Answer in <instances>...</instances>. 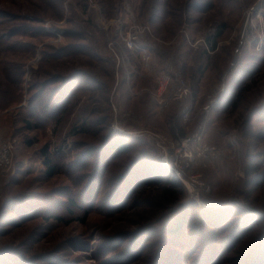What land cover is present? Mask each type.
I'll list each match as a JSON object with an SVG mask.
<instances>
[{
  "label": "rangeland",
  "instance_id": "rangeland-1",
  "mask_svg": "<svg viewBox=\"0 0 264 264\" xmlns=\"http://www.w3.org/2000/svg\"><path fill=\"white\" fill-rule=\"evenodd\" d=\"M117 19L123 32L149 27L147 67L124 47L117 64ZM165 67L190 96L159 110ZM114 109L135 116L127 130H200L219 150L190 169L204 189L195 198L183 186L199 207L180 235L162 224L188 196L159 202L147 136L111 152ZM0 132L14 145L0 175V264H264V0H0Z\"/></svg>",
  "mask_w": 264,
  "mask_h": 264
},
{
  "label": "built area",
  "instance_id": "built-area-1",
  "mask_svg": "<svg viewBox=\"0 0 264 264\" xmlns=\"http://www.w3.org/2000/svg\"><path fill=\"white\" fill-rule=\"evenodd\" d=\"M116 38L108 44L109 50L116 58L117 64L120 61H128L126 51H139L141 53L144 65L148 66V51L139 46V40L150 33L149 27L132 21L125 31H122L123 22L120 19L115 20ZM125 26V25H124ZM121 42H118L119 39ZM127 50H123L122 48ZM169 66V63H166ZM168 67L162 73L158 85L153 94V99L159 110H163L170 102H182L190 96V90L186 81L178 74L173 79ZM219 88L216 87V90ZM211 100L203 110L208 112L211 106ZM189 109H185L181 115L183 121H189ZM115 117L112 127L115 132L122 133L126 136H147L152 146L158 153L160 161L169 168L179 183L187 191L198 197V191L204 189V183L199 173L190 171L191 167L198 163L205 164L219 156V150L215 146L208 145L202 140V132L197 130L192 135L185 137H176L173 139L166 138L163 134L149 130H127L121 124L134 119L130 113L117 114L114 109ZM13 141L11 138L4 136L0 132V175H10L13 169ZM205 190H208L205 188Z\"/></svg>",
  "mask_w": 264,
  "mask_h": 264
},
{
  "label": "trees",
  "instance_id": "trees-1",
  "mask_svg": "<svg viewBox=\"0 0 264 264\" xmlns=\"http://www.w3.org/2000/svg\"><path fill=\"white\" fill-rule=\"evenodd\" d=\"M58 8H59V6H58ZM220 35H221V30L216 29L214 34L208 38V43L211 47V50H214L216 48V41L220 37ZM138 44L142 48L148 50L150 55L152 53L151 51H153V49H156L153 42H150L146 39L144 40L143 38L139 40ZM151 84H154V80H153V82H151ZM6 103H7V101H6ZM6 103H4V104H6ZM26 126L29 128L30 124L28 122H26ZM79 130H82V129L78 128L75 131H79ZM192 134L193 133H191L189 135H192ZM122 135L123 134H119L118 132L111 131L109 136H108V140L104 141L105 144L109 145V149L111 150L112 153H114V155L127 152L129 150L128 149L129 145H131L133 143L132 141H130L128 139H124L125 135H123L124 137ZM173 135L175 136L174 138L185 137V136H183V133H181V131H179L178 128L173 129ZM186 136H188V135H186ZM144 149L145 150L143 152H141L142 153L141 155H143L144 157L148 156V158L152 159L153 161H156L158 163V165L161 166L160 167L161 170L158 172L155 171V173H154V177L156 179V182L159 185V188L157 190V198H158V200H161L159 202L162 203V205H164L165 207H168V205L172 204V201L175 199L174 196L179 194L178 191H183V190L189 198L185 202V204L182 202L180 205V203H179V207L176 206V207H178V213L173 218L169 219L167 222H164L162 224L163 233L167 234V236L180 235L183 230L189 228V225H188L189 220H190L189 213L192 212L191 209L197 208V206L199 207V204H197L195 199L192 198V196L185 190L183 185L181 183H179V181L177 180V178L175 177L173 172L160 161L159 156L157 159V158H155L154 154L149 153L146 148H144ZM45 151H46V146H44L42 148V154H43V158H44L43 164L46 166V170H45L46 176L50 178L56 172L55 171L56 165L51 163V161L49 160L50 157L45 153ZM139 184L136 187H138ZM135 190L136 189L134 188L131 191L132 192L131 194H133V192H134V194H136L137 192ZM131 197H133V196L130 195V198ZM188 205H190V206L185 207ZM176 207H174L172 209L171 213L175 212ZM203 221L206 225H208V226L210 225L211 221L207 215H205V218L203 219Z\"/></svg>",
  "mask_w": 264,
  "mask_h": 264
}]
</instances>
